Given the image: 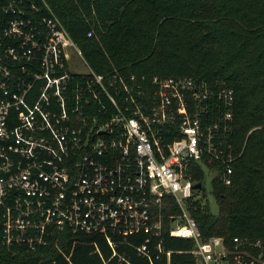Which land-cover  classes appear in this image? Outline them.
Instances as JSON below:
<instances>
[{
	"label": "built area",
	"instance_id": "built-area-1",
	"mask_svg": "<svg viewBox=\"0 0 264 264\" xmlns=\"http://www.w3.org/2000/svg\"><path fill=\"white\" fill-rule=\"evenodd\" d=\"M234 103L222 79L99 73L46 0H0V250L99 234L117 264H170V220L196 264H264V238L203 239L187 207L205 190L196 168L232 184Z\"/></svg>",
	"mask_w": 264,
	"mask_h": 264
},
{
	"label": "trees",
	"instance_id": "trees-1",
	"mask_svg": "<svg viewBox=\"0 0 264 264\" xmlns=\"http://www.w3.org/2000/svg\"><path fill=\"white\" fill-rule=\"evenodd\" d=\"M92 68L110 73L222 79L235 91L229 140L239 154L232 184L219 165L211 183L218 213L201 200L187 203L203 239L264 238V0H46ZM92 33L89 36V33ZM205 171L195 170L204 183ZM167 215L178 205L167 198ZM162 237L173 251L170 264H196L192 240ZM144 234L129 237L145 243ZM132 255L130 246L120 247ZM183 252V253H180ZM99 234H58L35 254L0 250V264H117Z\"/></svg>",
	"mask_w": 264,
	"mask_h": 264
},
{
	"label": "rangeland",
	"instance_id": "rangeland-1",
	"mask_svg": "<svg viewBox=\"0 0 264 264\" xmlns=\"http://www.w3.org/2000/svg\"><path fill=\"white\" fill-rule=\"evenodd\" d=\"M83 69H84V67H83ZM205 173H206L205 174L206 179L204 180L205 181L204 182V189L205 190H203V192H201V194H200L201 198L199 200H201V202L203 204L209 203V205L211 206V210L214 213H218L219 209H218L217 203L215 202V198L211 194V190H212L211 183H212V180L214 179V177L217 175V172L214 170H210V171H206Z\"/></svg>",
	"mask_w": 264,
	"mask_h": 264
},
{
	"label": "water",
	"instance_id": "water-1",
	"mask_svg": "<svg viewBox=\"0 0 264 264\" xmlns=\"http://www.w3.org/2000/svg\"><path fill=\"white\" fill-rule=\"evenodd\" d=\"M201 185H196L195 189H200Z\"/></svg>",
	"mask_w": 264,
	"mask_h": 264
}]
</instances>
